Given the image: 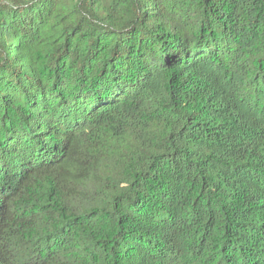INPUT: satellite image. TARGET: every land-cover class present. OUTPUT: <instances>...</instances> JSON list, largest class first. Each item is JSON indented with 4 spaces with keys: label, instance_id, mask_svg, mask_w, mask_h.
<instances>
[{
    "label": "trees",
    "instance_id": "obj_1",
    "mask_svg": "<svg viewBox=\"0 0 264 264\" xmlns=\"http://www.w3.org/2000/svg\"><path fill=\"white\" fill-rule=\"evenodd\" d=\"M0 264H264V0H0Z\"/></svg>",
    "mask_w": 264,
    "mask_h": 264
}]
</instances>
